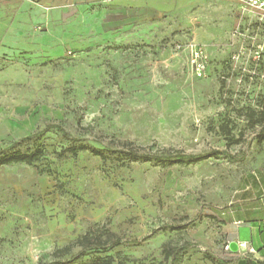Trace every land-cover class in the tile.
<instances>
[{"label": "rangeland", "instance_id": "obj_1", "mask_svg": "<svg viewBox=\"0 0 264 264\" xmlns=\"http://www.w3.org/2000/svg\"><path fill=\"white\" fill-rule=\"evenodd\" d=\"M46 1L7 7L0 32V149L40 151L0 165V264H171L182 246L173 264H250V242L226 244L257 200L264 224V62L229 61L264 30L241 24V0ZM190 43L206 50L204 78ZM52 123L72 137L19 142ZM130 147L218 153L160 164Z\"/></svg>", "mask_w": 264, "mask_h": 264}, {"label": "trees", "instance_id": "obj_2", "mask_svg": "<svg viewBox=\"0 0 264 264\" xmlns=\"http://www.w3.org/2000/svg\"><path fill=\"white\" fill-rule=\"evenodd\" d=\"M230 61V59H229ZM264 62V54L262 56V59L259 63V71L261 70ZM258 121L261 123V128L258 134V140L264 141V104L261 105V110L258 112ZM55 129L58 132H60L64 137L71 138V134L68 133L60 124H48L46 125L42 130L36 131L34 133H30L29 135L22 137L19 142L21 141H28L34 138L40 137L45 131L48 129ZM15 143L11 144V147L14 146ZM10 148V146H9ZM8 148H2L0 149V165L1 164H7L10 162H32L35 159H37L38 155L40 154V151L32 152V153H25L20 150H15L13 152H5ZM95 154H100L99 151L96 149L92 150ZM120 153H123L124 155L130 157L132 160H138V159H145L150 161H155L160 164H175V163H196L202 160H205L208 157H212L218 153V151H210L207 153H199V154H185L180 151H162L160 153H150V152H142L137 147H130L128 150H121ZM182 247L178 248H170L165 251L166 257L171 256V264H173L176 261V256L178 254V251L182 249ZM211 259L216 262V264H229L227 261L214 257L210 254H207ZM236 264H246L245 260H238ZM253 264H264L262 261H256Z\"/></svg>", "mask_w": 264, "mask_h": 264}, {"label": "built area", "instance_id": "obj_3", "mask_svg": "<svg viewBox=\"0 0 264 264\" xmlns=\"http://www.w3.org/2000/svg\"><path fill=\"white\" fill-rule=\"evenodd\" d=\"M241 2L243 11L250 17L251 24L264 30V0H241ZM252 32L255 35L256 30L253 29ZM253 34L250 36L247 46L240 44L231 54L230 66L232 71L248 73L259 71V63L264 54V43L257 42V38ZM186 49L190 57L192 75L195 78L207 76L210 60L204 49L195 43L188 44ZM238 247L244 249L247 245L245 242H239ZM250 250L252 249L250 248Z\"/></svg>", "mask_w": 264, "mask_h": 264}, {"label": "crops", "instance_id": "obj_4", "mask_svg": "<svg viewBox=\"0 0 264 264\" xmlns=\"http://www.w3.org/2000/svg\"><path fill=\"white\" fill-rule=\"evenodd\" d=\"M17 1L18 2L20 1L19 3L22 2V0H0V32L2 30H4V26H5V21L3 20L5 18V15H6L5 9L9 6H12V4L17 2ZM25 3L26 2H24V4ZM46 3H48V0L46 1ZM26 7L29 8V4H26ZM235 8H236V10H235L236 12L240 11V6L238 4L235 5ZM242 15H244V16H241V18H240V19H242L241 24L243 26L249 25V23L251 24L250 17L246 13H243ZM257 203H259L258 200H257V202L253 203V206L245 208L246 213L249 215L252 214L253 216H257V220L253 219V221H251L250 224L241 226L237 232L238 236L237 237H234V236L229 237L228 236L227 241H226V244H229V242H231V241H235V242H237V244L239 242H242V241L250 242L249 244L257 249V256H254V259L253 258L251 259L250 264H253L256 261H262L263 262V258H264V224H262V221L260 219L262 217L261 216L262 213L256 207ZM258 217H259V219H258ZM242 234L244 236H241ZM238 250H240L239 247H238ZM239 260H245V263L248 264L247 259L240 258Z\"/></svg>", "mask_w": 264, "mask_h": 264}, {"label": "water", "instance_id": "obj_5", "mask_svg": "<svg viewBox=\"0 0 264 264\" xmlns=\"http://www.w3.org/2000/svg\"><path fill=\"white\" fill-rule=\"evenodd\" d=\"M228 246L231 251H236L238 249V244L235 241L229 242Z\"/></svg>", "mask_w": 264, "mask_h": 264}]
</instances>
